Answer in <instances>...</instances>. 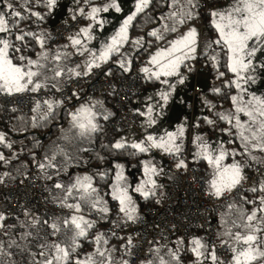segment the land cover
Listing matches in <instances>:
<instances>
[{
    "label": "snow or ice",
    "instance_id": "snow-or-ice-1",
    "mask_svg": "<svg viewBox=\"0 0 264 264\" xmlns=\"http://www.w3.org/2000/svg\"><path fill=\"white\" fill-rule=\"evenodd\" d=\"M91 2L92 0H85V3L89 5H91ZM150 3L151 0H135L134 10L123 20L118 31L110 38L109 42H106L102 46L98 53L88 48L87 42H90L94 38L93 28L103 26L104 24V20L98 18L99 14L102 12L106 13L110 9L120 12L121 7L117 0H106V3L102 7L91 6L90 11L87 12L83 8L79 10L80 14L92 23L82 27L75 35L69 36L68 40L78 54L84 55L87 53L90 57L84 65L83 72L79 71L80 65H76L75 68L66 67L65 61L69 54L60 51L51 54V56L47 51H43L37 60L27 59L26 63H14L13 56L15 53L20 52L21 49L16 47L9 37L13 34V29L18 28L19 20H23L25 17L19 11H15L11 3H8L7 8L12 11L8 13L0 11V92L8 95L25 91L38 92L41 88L47 87V81L58 82V78L66 73L75 76L89 75L94 67L99 68L100 64L107 62L112 54L120 52L121 47L129 41L128 29L132 21L138 14L148 8ZM55 4L56 0H47V7L49 9L54 7ZM196 6L193 0H184L183 4H181L180 0H170L169 8L172 11L165 17H161V19L171 21L170 25H164V32H177L179 25L193 18L192 9ZM32 15L38 16L39 14L32 13ZM210 15L213 17L212 24L218 33V39L210 42L209 47L214 43L225 51L227 68L235 76L231 85H234L242 92H246V89L242 88L241 81L247 83L253 79L249 75L250 71L254 68L253 58L256 57L258 52L264 53V0H236L231 7L220 11H213ZM9 16L18 19L10 21L8 19ZM148 35L158 41L165 39L159 29H154ZM197 36V30L190 28L183 35L168 41L166 48H159L150 55L147 64L151 67L145 66L140 71L145 74L146 79L158 80L162 84L168 85L169 89H173L175 85L169 83L168 79H166L168 77L175 76L178 78L177 83L183 84L186 77L181 74L180 68L184 66L189 71L192 70L187 61L196 59ZM26 37H31L42 49L44 48L45 41L42 34L38 35L34 32H25L20 29L15 34L14 39L24 44ZM141 39H137L133 43L141 44ZM68 46L65 45L64 47L67 48ZM218 55V53L212 55L210 59L216 62ZM19 60L23 62L26 58L21 55ZM119 63L124 71L129 70L127 65H130V61L121 60ZM49 64L52 66L49 67ZM48 72L53 73V75L48 76ZM220 76H224V73L221 72ZM162 77L165 79H161ZM40 78H43V83ZM52 86L55 87V83ZM214 91L219 92L220 89H215ZM170 95L171 91H161L159 97L163 103L155 106L150 105L147 108V112L139 113L147 117L149 126L156 122L154 115L156 109L162 108L168 102ZM231 99L235 106V111L229 114L217 113V115L237 130L245 152H248L250 149L264 151V97L253 94L249 99L245 100L243 96L234 95ZM57 103L59 102L44 100L43 105L46 106L47 112L43 113L41 118L47 119L48 115L52 113L54 105ZM98 103L100 102H93V106L81 105L76 112L72 113V129L75 131L72 133V136L65 135L63 139L71 141L75 138H91L92 134L99 129V125L96 122L98 114L93 110L95 104ZM40 109L41 103L37 101L36 107L33 110L39 111ZM241 113L247 117L246 122L241 121ZM104 119H107V116ZM205 119L208 124L213 123L212 120ZM183 135L184 128L180 127L176 132H166L160 137L148 135L144 140L131 143L130 145H126V142L118 141L113 147L115 149H123L129 146L136 153H148L152 149H160L165 153L176 155L181 151L182 147L181 144L177 143V140L178 138H182ZM196 139L200 141L197 145L199 151L196 153V156L206 160L208 165L214 169V178L209 183L210 190L208 194L221 198L225 194L230 193L245 179L242 175L241 166L238 163H232L227 166L223 165L222 161L229 153L222 147L218 150L210 149L209 145L201 137H197ZM0 144H3L5 147H11V144L6 143L4 133H0ZM59 153L67 156V153L63 149H59ZM231 155H236V153H231ZM0 161H5L3 153H0ZM46 161L47 163L39 164V167L42 170L52 168L56 170L58 175L60 169L55 163L56 153L54 152L51 157H46ZM176 166L178 168L187 167L182 159L179 160ZM116 168L118 171L115 175V183L111 186V195L114 200L119 202V211L124 213L128 220H133L135 218V207L132 196L129 194V186L125 183L122 166L116 165ZM157 174L158 171L151 164V161L145 162L144 175L147 179L142 180L132 190L140 193L146 199L150 195H154L156 182L153 176ZM103 175L101 174V176ZM47 178L52 179V176L49 175ZM54 187L61 189L64 193L61 199V206L69 208L74 214L65 218L62 222H52L49 225L53 236L62 233L65 239L59 242L40 245L43 249L40 255L44 257L42 264H113L111 252L104 248L107 241L103 238L102 234L97 235L95 238L97 247L94 253L89 254L86 259H80L79 257L74 260L72 259L76 249L79 247V239L86 237L88 229L93 227V222L85 219L80 214L83 210L82 205L103 214L109 211L104 206V202L98 197L97 189L93 187L92 177L87 175L78 176L68 185L57 182ZM258 190L264 192V184H261L259 189L255 187L251 189L252 192H257ZM69 199L73 200L74 203H68ZM246 203L256 204V201L246 200ZM228 209V219L224 220L226 226L224 235L229 236V238L239 245V247H232L231 249L233 253L232 264H254L256 261L264 262V250L261 248L264 245V238L258 236V233L264 232V196L260 197L258 206L253 208L250 213L242 208H235L233 204H229ZM4 219L5 217L0 214V221ZM44 223L47 224L48 222L45 221ZM229 224L231 227H227ZM0 227H3V225L0 224ZM232 229L237 230L232 231ZM27 235H30V233ZM191 243L193 245L191 251L196 257L197 264H203L200 260L202 256L210 259L212 264H223V262H218L215 251H209L207 246L199 239L194 238ZM225 243L227 242L225 241ZM128 244H131V238H129ZM156 251L157 253L159 252L158 249ZM169 256L172 261L179 260L178 255L172 250H169ZM158 259L159 264H171V261H165L163 257L158 256ZM122 264H128V262L122 261Z\"/></svg>",
    "mask_w": 264,
    "mask_h": 264
},
{
    "label": "built area",
    "instance_id": "built-area-1",
    "mask_svg": "<svg viewBox=\"0 0 264 264\" xmlns=\"http://www.w3.org/2000/svg\"><path fill=\"white\" fill-rule=\"evenodd\" d=\"M219 0H197V7L204 15L213 12ZM15 11L23 16L26 8L14 0ZM100 6L105 0H97ZM157 3H166V0H151L149 6ZM148 6V7H149ZM85 12L87 10L83 8ZM80 9L73 11L65 20L56 23L50 30L48 47L57 49L61 44L68 43V37L86 22L80 14ZM149 14L148 8L145 9ZM36 23H39L37 21ZM206 26L202 22L198 26L197 45L203 46ZM166 43H158L155 48ZM154 48V49H155ZM153 50L146 51L144 57L129 67L124 75L113 77L105 71V65L93 68L89 75H72L62 85L41 88L38 92L25 91L8 95L0 92L1 120L4 125L11 122L13 111L32 113L37 101L43 105L44 100L56 101L64 105L67 115L71 119L83 104H92L97 100L111 99L114 117L111 127L117 133L127 130H140L141 122L134 106V99L143 92L144 73L141 68L147 64ZM124 50L133 52V47L127 44ZM71 60L74 65L86 64V53L80 55L75 49ZM197 71H204L197 66ZM200 88L195 86L188 92L189 101L185 105V113L190 118L193 127V100ZM149 158L160 156L164 160L163 173L165 184L157 188L153 195L152 204L145 207L133 220L113 218L103 229L104 234L112 239L111 246L121 255L128 264H147L159 250V254H168L173 244L180 241L199 239L215 251L218 262L232 264L231 248L223 241L219 234V216L228 208L229 204L243 207L248 197L259 189L264 179V151L258 154V160L250 166L246 178L230 193L221 198L209 195V170L191 161V143L181 148L176 154H168L160 149H152L145 153ZM184 160L187 167L178 168L179 160ZM45 163L43 158L36 157L29 172L21 181L0 182V198L4 200L8 224L0 229V240L9 235L10 225L28 211L40 213L45 221L53 222L60 217H70L74 214L69 208L54 203L50 196L49 181L45 176V169L39 164ZM246 198V199H245ZM88 220L93 226L100 221L97 211L88 214ZM131 238V244L128 240ZM181 264H190L188 261Z\"/></svg>",
    "mask_w": 264,
    "mask_h": 264
},
{
    "label": "crops",
    "instance_id": "crops-1",
    "mask_svg": "<svg viewBox=\"0 0 264 264\" xmlns=\"http://www.w3.org/2000/svg\"><path fill=\"white\" fill-rule=\"evenodd\" d=\"M14 0H0V11H3L5 13H8L12 10L7 8V4L11 3L13 5V9L15 10L14 6ZM21 5L23 6H30L35 7L36 10L39 12L40 16L44 19V25L36 28L35 30L31 31L30 29H24L25 32H34L38 35L42 34L45 44L44 48L42 49L40 45L31 37H27L25 39L24 44H21L19 41H15L14 36L19 32L21 27L13 29V34L9 37L12 42L15 44L16 47H19L21 49L20 52L15 53L13 56V62L14 63H26L27 59L37 60L39 58V55L43 51H47L50 56L51 54L56 53L57 51H60L62 53H68V58L65 61L66 67L68 68H75L76 65L73 64L71 57H72V51L73 47L70 45L69 41L68 43L61 44L57 49H50L48 47V41H49V34L51 28L58 22L65 20L73 11L85 8L87 11H90L91 6L96 7H102L97 3V0H92L91 5L85 3V0H56V4L54 7L49 9L47 7V0H17ZM118 4L121 7L120 12H116L114 9H110L106 13H100L99 19L104 20L103 26H96L93 28V39L90 42H87V47L90 48L94 52H99V50L102 48V46L110 41V38L118 31L120 28L123 20L134 10V4L135 0H117ZM169 2L168 5L161 9L156 14V21L153 23L151 31L154 29H159L161 34L164 35L165 39V45L160 46L154 49L153 53L157 51L159 48H166L168 46V41L177 38L178 36L183 35L185 32H187L190 28H195L198 33V26L195 22V17L197 15V8L194 7L192 9L193 12V18L186 20V22L182 25L178 26V30L175 33L172 32H164V25L165 24H171V21L161 19V17H165L170 11H172L171 8H169ZM181 4H183L184 0H180ZM197 0H193V3L196 5ZM236 0H225L223 3L217 6V8L214 11H220L223 9H227L231 7ZM106 3V0H105ZM139 15V14H138ZM137 15V16H138ZM136 16V17H137ZM135 17V18H136ZM8 19L10 21L15 20V17L9 16ZM135 20V19H134ZM132 21L131 25L128 29V36L129 41L121 47L119 53H114L111 55V57L108 59L107 62H102L100 65H105L106 63L110 61H114V65L117 67V70L120 74L126 72L120 67V61H130V65H127L128 67L131 66L134 52H130L127 50H124L125 46L127 44H130L133 48H138L139 46H142L144 43V37L142 35H133L131 32L132 24L134 22ZM213 17L211 16L210 22L212 29L214 31L213 38L209 39L208 45L210 42L215 41L218 39V33L215 29V27L212 24ZM92 23L90 20H87L84 22L78 30H76L73 35H75L82 27L87 26L88 24ZM150 31V32H151ZM142 38V39H141ZM141 39V44H135L133 41ZM162 41V40H159ZM65 45H69L67 48H65ZM152 53V54H153ZM199 53V47L197 45V51L195 53L196 59ZM23 55L26 60L21 62L19 60V57ZM90 57L86 53V61L89 60ZM196 59L187 61V64L192 68L191 71L188 70V68L181 66L180 72L183 76L186 77L183 84L177 83V77H168L170 84L175 85L173 89H169L168 85L162 84L158 80H149L145 78L143 79V92L140 96L136 97L134 99V106L138 112L139 120L141 122V129L140 130H127L122 133H119L116 141L126 142V145H130L134 142H139L141 140H144L148 135H153L156 137L163 136L166 132H176L180 127L184 128V135L182 138H178L177 143L181 144L183 148L188 141L191 143V161L194 164H198L200 166H203L209 170V179L208 184L210 181L214 178V169L208 165L207 161L196 156V153L199 151L197 145L200 143L196 138L201 137L204 142H206L210 149H220L221 147L229 153L226 155L225 159L222 161V164L227 166L232 163H238L241 166L242 169V175L246 178L250 171L251 164L258 160V154L261 152L258 149H250L248 152H245L241 140L237 134V130L231 126L232 129H234V135L237 138L238 142H235L233 139L228 138L227 135L222 133H215L214 135H210L207 133L206 130H203L200 128V120L203 118L208 117L207 113V103H208V97L209 93L214 88L213 80L211 79V76L209 73L204 69V71L200 72L196 69ZM253 64L254 68L250 71L249 75L253 78L249 80L247 83H244L241 81L242 88L246 89V92H242L240 89H237L235 87V93L232 96H243L245 100L249 99L251 95L261 96L264 97V53L258 52L256 57L253 58ZM52 65L49 64V67ZM79 71H84V66H81ZM230 72V71H229ZM231 73V72H230ZM48 76H52L53 73L48 72ZM232 80L235 79V76L233 73ZM72 75L65 74L62 77L58 78V82L56 81H47V84H53L55 83L56 86H60L63 84V82ZM41 82L43 83V78H40ZM161 79H165L162 77ZM195 86H198L200 88L199 92L196 94L193 100V127L191 128L190 125V118L185 113V105L189 101L188 92L192 90ZM168 90L171 91L170 98L166 104L163 105L162 108H157L156 113H154L156 117V122L152 124L151 126L147 123V117L142 116L139 113L141 112H147V108L150 105H157L162 104L163 102L160 101L159 93L161 91ZM100 103L95 104L93 110L98 114L96 116V122L99 124V120L101 118H104L105 116H108L110 108L107 105V100H97ZM61 104H55L54 108L56 106H59ZM83 105H89L93 106L92 104H83ZM43 107H45V110H43ZM53 108V110H54ZM235 111V106L233 104V101L231 99L230 104L226 105L224 109L222 110L223 114H229L233 113ZM47 112V108L45 105H41V109L39 111H36V115H42L43 113ZM158 113V114H157ZM69 118V116H68ZM240 119L242 122L247 121V117L244 116L243 113L240 114ZM58 131L61 133V141L63 143H66L67 140L63 139L65 135L72 136V133L75 131L72 129V121L69 118L68 122L65 125L59 124L58 125ZM0 133H4V130L0 126ZM58 133V134H59ZM36 135L39 136L38 133ZM43 137H41L42 139ZM84 138H75L71 140V145H73L74 142L78 140H82ZM70 142V141H68ZM62 144L58 145L55 149L56 158L59 154V149H63L64 152L67 153V145L61 146ZM1 146V144H0ZM128 148H131L129 146H126ZM0 153L4 152L0 148ZM231 153H236V155H231ZM143 164L141 168V175L137 180H129L125 176V172L123 170V176L125 177V183L127 186H129V194L132 196L133 205L135 207V213L134 216H137L139 211V204L136 198V195H141L140 193L134 192L132 189L138 185L142 180L147 179V177L144 175V163L147 161H151V164L154 165L158 171L157 175L153 176V179L156 182V186L154 188V192L157 188L163 186L165 184V177L163 173V166H164V160L160 156H155L152 158H149L143 153ZM61 155V154H60ZM76 154H69L67 153V156L62 155V157H66L67 159H75ZM5 157V156H4ZM255 157V159H253ZM45 163L46 157L43 159ZM57 164V167L60 169L59 174L57 175L56 170L52 168H46L45 169V176L46 178L51 175L52 179H48L49 181V192L51 199L54 203L61 204V199L64 196V193L61 189H57L54 187V185L57 182L65 184H70L75 180L76 177H82L86 176L87 174L84 172L75 171L74 169H71L68 165L59 164L57 160L55 161ZM121 166V165H120ZM0 167V182L4 180L7 177V171L5 169H2ZM123 169V168H122ZM118 170V169H117ZM53 171V172H51ZM89 176V175H87ZM66 180H64V178ZM63 180L65 182H63ZM244 180V179H243ZM242 180V181H243ZM241 181V182H242ZM93 187L97 189V195L100 198L101 201L104 202V206H106L109 209L108 201L105 197V194H101L98 192V187L96 186V183L93 181ZM115 183V177L113 181L107 186L104 187L105 192L110 193V197L113 201L117 203V208L120 216L122 215V218H125L126 216L124 213H121L119 211L120 205L117 200H114L111 195L112 191V184ZM264 184V179H263ZM142 196V195H141ZM152 196V195H150ZM149 196V197H150ZM264 196V192H260L259 190L255 192L253 195H251L248 199V201H256V204H249L247 203L246 206L240 207L237 205H234L235 208H242L246 212L250 213L253 208L257 207L259 204L260 197ZM68 203H74L73 200L69 199ZM67 208V207H66ZM82 212L81 215L84 216L85 219L88 220V214L91 212H94L95 210H92L88 206L82 205ZM72 211V210H71ZM98 212V211H97ZM109 212V211H108ZM107 212V213H108ZM100 213V212H99ZM106 213V214H107ZM0 214H2L5 219L3 221H0V224L5 225L8 224L7 218H6V211L5 206L3 203H0ZM103 214V213H101ZM259 215V214H258ZM229 216V209L227 208L225 211H223L219 216V234L220 237L223 239V241L227 242L229 247L232 249V247H239L233 239L229 238V236L224 235L225 232V224L224 220L228 219ZM65 218L68 217H60L55 219L53 222H62ZM45 220L42 217L40 213L34 212V211H28L26 214L19 217L17 220L13 221L12 223H9L10 225V234L4 236L0 240V264H42V261L44 260V257L40 255L41 251L43 250L40 245L44 243H53V242H59L57 235L53 236L52 229L50 228V224L52 223H44ZM227 227H231V225H227ZM2 227H0L1 229ZM237 229H232V231H236ZM30 233V235H27ZM103 238L107 241V243L104 245V248L109 250L112 255L113 264H122V257L121 255L112 249L111 243L109 242L110 239L105 236L104 229L98 228L97 231L94 234V243L95 238L97 235H101ZM258 236L261 238H264V232L258 233ZM203 243V242H202ZM204 244V243H203ZM206 245V244H204ZM209 251H212L208 245H206ZM97 245L95 243L94 247L86 251L80 259H86L89 254H92L95 252ZM193 245L191 241L185 240V241H176L173 244L172 251L175 252L179 260L178 261H172L171 257L169 256V253L166 255H157V253L154 255L152 260L150 261L151 264H159V257H163L165 261H171V264H179V261L181 260V254L184 253L183 256H188L187 261L190 264H197L196 257L194 256L193 252L191 251ZM262 250H264V245L261 246ZM233 256V253L231 251V258ZM217 257V256H216ZM75 257H72L74 260ZM200 260L203 262V264H212V261L210 259H206L205 257H201ZM148 262L147 264H150ZM254 264H264V262L256 261Z\"/></svg>",
    "mask_w": 264,
    "mask_h": 264
},
{
    "label": "trees",
    "instance_id": "trees-1",
    "mask_svg": "<svg viewBox=\"0 0 264 264\" xmlns=\"http://www.w3.org/2000/svg\"><path fill=\"white\" fill-rule=\"evenodd\" d=\"M224 1L225 0H219L217 3L220 5ZM167 5L168 0H166L164 4L157 3L156 5H151L148 7L149 14H146L144 10L135 18L131 32L133 35H142L144 37V43L136 49L133 48L134 56L131 65L143 58L146 51L153 50L156 44L165 42L163 40H156L149 36L148 33L151 31L152 25L156 21L155 16L157 12ZM24 7L27 9L24 14L25 18L19 20L18 27H21L22 30L30 29L33 31L44 25V19L40 16L35 7ZM196 8L197 15L195 17V22L197 26H200L202 22L204 23L206 26V34L203 46L200 49V56L196 59L195 67H203L209 73L214 83V88L209 93L207 103V119L212 120L213 123L208 124L206 119L203 118L200 120V128L206 130L210 135L222 133L235 142H238L236 136L233 134L234 129L231 128V125L220 119L217 115V113H222L226 105L230 104L231 97L235 93V86L231 85L233 81L232 75L227 68V56L225 51L214 43L209 47V39H212L214 35L210 22L211 15H204L197 6ZM32 13H38L39 15H32ZM37 21H39V23H36ZM217 53L219 54L217 61L213 62L210 57ZM105 71L108 74L110 73L109 75L113 77H118L125 73L120 74L118 72L113 60L105 64ZM221 72L224 73L222 77L220 76ZM215 89H220V91L216 92L214 91ZM107 105L110 111L107 119L101 118L99 120V129L92 134L91 138L78 140L74 142L73 145H71V141L63 143L60 139L61 133L58 131V125H65L69 120L64 105L56 106L52 113L48 115L47 119H42V115H36V111L32 113L13 111L11 113V122L8 125L2 123V110L0 109V126L4 130L6 143L11 144L10 148L5 147L3 144L0 146L5 156V161H0V167L5 169L8 173L4 180L10 182L21 181L31 169L36 157H41L43 159L45 157H51L56 147L62 144L61 146L67 145L68 155L71 153L73 155L76 154V158L67 159L66 157H62V154L60 155L59 153L56 158L57 162L63 165L66 164L75 171L86 173L92 177L93 181L96 183L99 190L98 192L105 194L109 204V212L107 214L100 213V221L92 228L88 229L86 237H81L79 239V247L76 249L73 257H81L86 251L94 247L95 243L93 238L98 228H104L113 218H122V215L120 216L118 212L117 203L111 199L110 193L103 191L104 187H107L113 181L118 171L116 165L122 166L126 175L125 177L131 181L137 180L141 175L144 154L136 153L135 150L128 147L123 149H115L113 147L119 133L115 132L111 127V120L114 117L111 99H107ZM43 110H45V107H43ZM36 133H38L39 136L36 135ZM41 137L43 138L41 139ZM101 174L104 175L101 176ZM66 178L67 177H65L64 180H66ZM64 180L63 182H65ZM66 183L67 182H65V184ZM136 198L140 212H142L145 207L151 205L153 201V195L147 199L141 195H136ZM57 238L59 241L65 239L62 233L58 234ZM109 242L111 243L112 239H110ZM112 249L114 248L112 247ZM157 255L161 254L157 253ZM183 255L184 253L181 254V262H186L188 256Z\"/></svg>",
    "mask_w": 264,
    "mask_h": 264
},
{
    "label": "rangeland",
    "instance_id": "rangeland-1",
    "mask_svg": "<svg viewBox=\"0 0 264 264\" xmlns=\"http://www.w3.org/2000/svg\"><path fill=\"white\" fill-rule=\"evenodd\" d=\"M0 203L5 204L3 199H0ZM181 263H182V262H181V260H180V261H179V264H181Z\"/></svg>",
    "mask_w": 264,
    "mask_h": 264
}]
</instances>
